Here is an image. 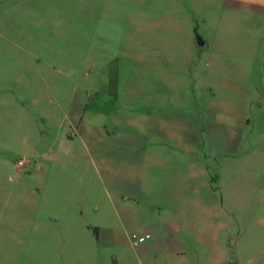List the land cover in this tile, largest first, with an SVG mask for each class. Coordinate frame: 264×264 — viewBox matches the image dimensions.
I'll return each instance as SVG.
<instances>
[{
  "label": "rangeland",
  "instance_id": "374dc122",
  "mask_svg": "<svg viewBox=\"0 0 264 264\" xmlns=\"http://www.w3.org/2000/svg\"><path fill=\"white\" fill-rule=\"evenodd\" d=\"M62 1L53 16L59 23L49 19L46 26L25 14L23 0H0V264H264V11L252 10V0H238L237 7L228 0H205L195 14L180 0L189 23L182 28L174 17L176 35L190 29L208 44L196 46L201 50L185 65L177 56L176 95L192 97L187 107L205 104L222 126L224 144L232 136L238 143L217 148L209 137V145L202 141L192 149L204 171L185 205L184 230L176 244H145L135 243L133 234H153L178 207L152 193L139 197L125 182L112 183L101 165L104 156L101 161L96 152L83 154L77 138L67 141L68 110H60L54 94L65 96L66 86L73 87L75 97H95V112L101 113L116 100L115 81L119 101L126 90L120 82L151 79L152 34L173 17V0H72L75 6ZM36 34L39 46L30 42ZM252 40L256 53L247 59L243 49ZM33 49L42 53L38 65L30 59ZM59 52L61 59L79 53L78 61L45 70L46 54ZM86 52L96 57L94 66L85 61ZM201 57L214 63L237 57L252 71L242 79L200 69L194 61ZM28 82L47 87L44 100ZM217 107L223 109L219 120ZM122 126L120 132L134 131L135 121ZM24 158L28 162L19 164ZM121 206L130 208L131 217ZM17 212L26 216L27 227ZM46 212L57 214L59 224L45 225ZM73 219L79 225L63 231L62 221ZM103 224L116 226L114 241ZM71 235L76 242L67 246L63 240Z\"/></svg>",
  "mask_w": 264,
  "mask_h": 264
},
{
  "label": "crops",
  "instance_id": "0c3cea01",
  "mask_svg": "<svg viewBox=\"0 0 264 264\" xmlns=\"http://www.w3.org/2000/svg\"><path fill=\"white\" fill-rule=\"evenodd\" d=\"M23 1L24 12L30 19L32 18L31 20L46 26L50 23L49 19L52 20V24L59 23L55 17L59 7L64 5V1ZM186 1L194 12L198 8L202 10L203 2H205V0ZM228 1L230 5L238 6L236 4L238 0ZM69 3L74 6L77 5L72 0ZM170 4L173 8V17L171 16L168 22L158 29V32L153 31L152 34L151 79L120 82V87L126 90H123L122 93L125 95L119 101H116L119 97V83L115 81L113 92L116 100L112 105L106 106L101 113L95 112L97 104L95 97H75L73 87L66 86L67 95L65 96L54 94V100L59 105L60 110H68V113L64 114V118L66 117V121L71 126L72 133L71 137L66 138L67 141L77 138L83 154L88 155L91 151L96 152L99 154L100 160L101 155L104 156L101 165L112 183L125 182L135 188L132 189L136 191L139 197L146 198L147 194L152 193L159 201L165 204L169 202L170 205H173L172 207H178L177 210H172L164 215L162 228H153V234L141 241L145 244L148 242L176 244L178 241L176 237L184 230L185 223L182 218L187 214L185 205L191 198L192 190H195V183L200 180L199 175L204 171L201 159L193 158L192 149L197 148V145L202 141L205 146L206 144L209 145V137H213L212 141L216 140L210 144L217 148L232 149L238 143V139L232 136L233 139H228L231 143L224 144L222 126H218V123L209 116L208 107L205 104L201 107H187V105L192 104V97H186L184 94L178 95V97L176 95L175 63L177 56L183 57L180 62L185 65V59L189 62L192 61L189 58L195 55L194 51L201 50L197 49L196 46L208 44V39L203 38L198 32L195 36H191L190 29L186 33L176 35L177 22H175L174 17L180 21L178 25L182 28L184 23H189H186L188 18L184 11L187 6L183 5L180 0H173ZM250 5L255 8L252 9L254 11H264V0H252ZM179 10L181 14L184 13L183 17L180 13L174 16ZM177 36L182 40L179 44L176 43ZM40 37L37 34L30 37L31 45L39 46ZM90 40L91 37L89 36L88 47ZM40 52L38 49L30 50V59L34 65H38L42 59ZM237 52L240 53L241 51L238 50ZM243 53L247 59L255 56L256 44L254 40L243 49ZM60 54L61 52L53 55L46 54L45 61L48 63L41 66H45V70L48 65L70 68L73 66L72 63L78 61L79 53H73L69 59H61L62 55ZM85 56V61L94 66L96 57L87 52ZM194 62L195 66H199L200 69L209 68L215 73L226 71L242 79L248 78L252 71L250 65L242 63L237 57L230 61L218 60L216 63L201 57L198 62L197 60ZM116 64L118 65V62ZM111 67L113 70L116 68L115 71H117L119 66L113 68L112 64ZM200 69L198 71H201ZM203 73L205 74V72ZM28 83L40 89L38 95L41 100H44L48 94L47 87L42 86L41 82ZM179 83L182 86V83ZM219 83L220 86L223 85L222 81L217 82V84ZM236 88H241V86ZM85 98L87 99L84 100ZM246 98V102H248L250 99L249 97ZM178 103L181 104L177 106ZM205 103L207 104V102ZM223 103L224 100L219 98L217 105ZM221 110L223 111L221 107L216 108L214 112L215 115H218L216 120L221 119ZM86 113L87 116L85 117ZM129 119L135 121V130L120 132L123 127L122 124L126 127V122ZM106 152L108 157L104 154ZM41 168H45V166H41ZM120 209L126 217H131L130 208L121 206ZM155 215L157 216V213ZM15 217L25 227L28 226L26 216L17 212ZM44 218L45 225H52V222L55 221L59 224L57 214L51 216L46 212ZM73 221L74 219L66 223L62 221L63 231L72 230L74 224L79 225L78 220L75 223ZM103 225V228L109 232L106 237H110V240L114 241L117 238L113 234L116 233V226ZM96 235L98 238L99 233L97 232ZM66 238L63 241L67 242V246L76 242L74 235Z\"/></svg>",
  "mask_w": 264,
  "mask_h": 264
},
{
  "label": "built area",
  "instance_id": "2783aa9c",
  "mask_svg": "<svg viewBox=\"0 0 264 264\" xmlns=\"http://www.w3.org/2000/svg\"><path fill=\"white\" fill-rule=\"evenodd\" d=\"M26 162H28V158H24V159H20L18 160V163L23 165ZM150 236L149 232H145L139 235L133 234V238H134V242H139V241H144L145 239H147Z\"/></svg>",
  "mask_w": 264,
  "mask_h": 264
}]
</instances>
